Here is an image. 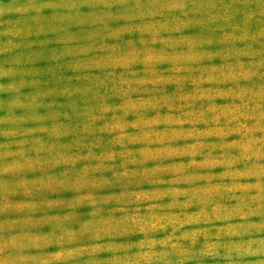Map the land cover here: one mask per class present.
<instances>
[{"label": "rangeland", "instance_id": "obj_1", "mask_svg": "<svg viewBox=\"0 0 264 264\" xmlns=\"http://www.w3.org/2000/svg\"><path fill=\"white\" fill-rule=\"evenodd\" d=\"M0 264H264V0H0Z\"/></svg>", "mask_w": 264, "mask_h": 264}]
</instances>
